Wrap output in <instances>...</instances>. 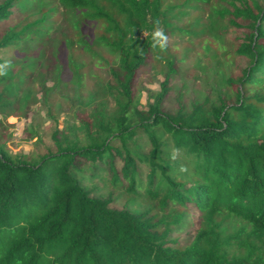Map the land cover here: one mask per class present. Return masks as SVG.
Here are the masks:
<instances>
[{
  "label": "trees",
  "instance_id": "1",
  "mask_svg": "<svg viewBox=\"0 0 264 264\" xmlns=\"http://www.w3.org/2000/svg\"><path fill=\"white\" fill-rule=\"evenodd\" d=\"M215 1L0 0V63L11 61L9 74L0 76L1 128L19 116L18 97L5 87L36 71L38 62L52 59L45 67L55 86L65 66L81 77L85 65L74 50L93 51L92 40L118 56L109 68L114 81L106 85L115 108L97 106L80 118L85 143L55 128L52 147L35 159L0 143V264H264V0H223L222 8ZM195 3L215 4L213 10L230 14L233 24L245 21L236 55L249 62L230 79L233 97L172 114L164 104L175 54L153 49L151 32L159 20L165 34L191 33L190 23L172 27L166 11ZM61 7L63 18L74 13L75 19L64 18L67 33L56 36ZM35 53L39 61L27 72V57ZM151 54L164 60L166 75L147 110L132 109ZM138 129L147 137L146 151L136 144ZM159 130L181 151L189 181L171 176L178 160L163 150ZM83 161L108 166L114 188L106 198L81 182ZM138 165L146 169L144 179ZM120 191L125 202L140 196L152 207L140 213L112 207ZM188 207L195 228L181 243L174 231L186 222Z\"/></svg>",
  "mask_w": 264,
  "mask_h": 264
},
{
  "label": "rangeland",
  "instance_id": "2",
  "mask_svg": "<svg viewBox=\"0 0 264 264\" xmlns=\"http://www.w3.org/2000/svg\"><path fill=\"white\" fill-rule=\"evenodd\" d=\"M180 2L182 0H165L166 5L171 6ZM212 2L216 3L215 0ZM218 2L220 8L227 6L223 0ZM215 7V4L195 3L192 7L177 6L166 11L172 27L190 23L188 29L192 31L182 34L172 30L166 31L169 38L168 49L175 54L176 70L170 76L171 86L164 104L169 113H185L198 103H204L207 108L218 104L222 97H233L235 86L230 83V79L239 76L248 66L246 57L236 55V49L244 36L245 21L238 18V24H233L229 20L232 17L230 14H219L213 10ZM62 10L61 7L60 15L57 13V23L54 24L56 36H60V30L67 33L69 20L64 18L70 17V21L75 19L74 13L72 17L71 13H64L63 18ZM90 38H94V35H90ZM90 45L93 50L91 52L84 49L74 50L77 62L85 65L79 70V78L71 74L65 66L58 83L60 85L53 86L51 72L45 67L52 66V59L49 57L46 64L45 60L40 64L38 62L36 71L25 74L23 78H18L5 87L8 95L18 97L19 116L8 119L6 128L0 127V143H4L12 153H22L35 159L36 154L52 147L51 136L55 128H58L62 136L67 135L83 144L86 138L80 118L90 115L97 106H101L106 112L115 108L114 97L108 92L106 85L114 81L109 68L117 66L118 56L96 41H90ZM38 56L39 53H35L27 57V72L39 61L36 59ZM166 72L164 60L149 55L138 78L132 109L147 110L148 103L153 101L152 94L160 89ZM45 92L48 94L46 98ZM157 135L164 143L163 150L178 160L175 172L170 173L171 176L189 181L191 174L181 164V151L174 148L163 130H159ZM135 140L139 150L146 151L149 148L147 137L141 129L137 130ZM112 144L119 146L116 140H113ZM81 165L82 171L77 173L81 182L92 190L94 196L106 198L114 188L108 166L87 161H83ZM120 165L121 161L117 160V166ZM138 166L139 175L144 179L146 169ZM123 195L121 191L115 193L110 205L115 208H127L134 213L152 207V203L143 197L135 196L133 200L125 202ZM187 212L184 225L174 231L181 243L190 238L195 228L193 208L188 207Z\"/></svg>",
  "mask_w": 264,
  "mask_h": 264
},
{
  "label": "clouds",
  "instance_id": "3",
  "mask_svg": "<svg viewBox=\"0 0 264 264\" xmlns=\"http://www.w3.org/2000/svg\"><path fill=\"white\" fill-rule=\"evenodd\" d=\"M151 47L153 49H159L160 52L166 51L168 47L169 38L165 34L164 29L160 26V21L156 20L154 23L153 30L151 32ZM140 54H143V49H140ZM11 67V61H5L0 63V76L7 75V70Z\"/></svg>",
  "mask_w": 264,
  "mask_h": 264
}]
</instances>
